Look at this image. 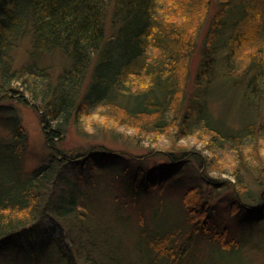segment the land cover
<instances>
[{
  "label": "trees",
  "instance_id": "trees-1",
  "mask_svg": "<svg viewBox=\"0 0 264 264\" xmlns=\"http://www.w3.org/2000/svg\"><path fill=\"white\" fill-rule=\"evenodd\" d=\"M213 2L218 9L207 20L199 77L188 98L183 67L198 31L188 26L204 23ZM26 40L27 60L18 64L15 51ZM49 55L60 58L58 70L47 63ZM237 86L249 104L231 121L213 103L223 101L222 87ZM27 96L49 123L48 155L31 167L22 155L25 130L9 103L30 104ZM99 107L122 109V121L145 135L138 141L169 139L171 147L144 159L101 144L56 146L71 121L80 129L85 111ZM195 134L202 147L179 143ZM69 167L74 173L63 176ZM221 190L228 192L220 207L209 200ZM170 193L177 197L170 216L164 219V204L154 203L146 221L138 197L157 194L162 201ZM123 198L136 208L134 252L142 264H177L199 240L207 244V258L243 263V239L230 225L264 222V0H0V264H101L96 243L69 237L68 246L75 245L69 253L60 236L43 239L36 223L49 215L62 236L73 220L76 228L89 219L100 226L105 214L114 219L108 222L113 230L130 217L106 204ZM225 216L230 224L219 220ZM254 234L264 240L263 230Z\"/></svg>",
  "mask_w": 264,
  "mask_h": 264
},
{
  "label": "rangeland",
  "instance_id": "rangeland-1",
  "mask_svg": "<svg viewBox=\"0 0 264 264\" xmlns=\"http://www.w3.org/2000/svg\"><path fill=\"white\" fill-rule=\"evenodd\" d=\"M217 9L218 5L213 2L212 5L209 7L210 12L207 13L208 16L204 23H198V25L197 21L194 20L193 24L191 26H188L189 31L195 25H197L198 28L197 34L195 36V49L190 52L188 63L186 66L183 67L185 73L187 72V80L185 82L184 91L186 93V97L188 98H190L194 94V90L196 89V81L199 77L200 62L203 59V42L208 26L207 20L215 13V11H217ZM109 20H111L110 16L107 17V36H110V33L112 31V27L108 23ZM27 48L28 41L26 40L15 51V58L18 64H21L25 60H27ZM46 60L51 68L57 66L56 70L59 69L58 66L61 62L58 56L49 55ZM244 61V63H246V60ZM237 63L238 65L241 64V62ZM222 64L226 66L228 65L223 62ZM232 64H234V66H237L236 62ZM93 66L94 64H91L88 70L83 85V90L86 89L90 81ZM214 74L215 72L212 76H214ZM221 78L222 77L218 75L216 79L220 81ZM220 93L224 95L222 97L223 101L220 103L221 105H218L216 102H214L213 107L217 108L218 106L219 111L222 110L223 115L225 117L227 116V118L231 119V121L234 120L233 118L235 115L245 110L247 105L249 104V96L245 97L244 88L238 86L236 88L222 87ZM27 98L31 99L30 96H27ZM29 102L31 103L25 104L18 101V99L14 101H9V103H12V105L15 106L16 111L20 116L22 126L25 130V140L22 143L21 147L23 160L27 167L34 166L40 160L45 158L49 152L45 138V130H47L49 123L42 119V109L38 107V104L36 103L37 100L33 101L31 99ZM189 103H191V101L187 100V103H185V108L189 105ZM115 109L110 107H99L91 109L92 111H85V113L87 112V115L82 117L81 119V122L84 123V126L80 125V129L83 130L80 131V129L75 124V121H71L63 139L61 141H57V144L65 150H71L79 146L88 148L95 144H101L110 149L126 150L128 152H131V154H141L140 156H143L144 159H147L148 157L151 158L158 152L160 153L161 150H166L171 147L172 144L170 143L169 139L162 140L155 144H150L148 143V141H138L137 137L145 135L138 134L139 128L128 126L127 122L122 121L123 117L119 116V114L122 115V109ZM114 114H117L116 116L118 118L115 117ZM260 118L263 120L262 115L260 116ZM124 123L126 124L124 125ZM114 137L118 138L115 139ZM179 143H182L185 146H188L189 148H192V146L194 145H197L198 147L203 146V140L199 141V137H197L196 134L182 139L181 141H179ZM154 149H157L158 151H154ZM205 154L210 156L209 151H206ZM222 157H225V155ZM150 162L152 161H149L148 165H151ZM73 173L74 171H72L69 167L63 176H72ZM85 173V177L87 178L88 174L86 171ZM227 192L228 190H221L218 193V195L221 196L219 197V199L214 197V195L216 194L215 193L209 201L211 203L212 201H215L221 207L223 204L226 203L225 194H227ZM165 196L166 198L162 199V201H160V196L157 194L155 199L152 200L146 195L138 197V205L141 206V208L143 209V215L146 221H150L151 217H153L152 213L156 210L152 209L154 203L155 204L153 208L158 207V205L164 204V208L161 211L164 219H167L170 216V213L173 211L174 204H176L174 203L172 207L171 203L173 202V200H176L177 197L172 193L167 194ZM125 199L127 198L119 199L120 201L117 202H114L113 199V202H109L106 204V206L110 209H114V207L119 206L121 208L120 212L123 213L125 216L129 215L128 217H130V220L125 221L123 225H115L113 230H111V225L108 224V222L114 219L108 217L105 214H101L102 219L106 223L104 221H100V226L102 230L100 232L91 231L95 228V226L100 227L98 222H93V219H89L86 222L85 228H76L77 223H75V220H73L72 222L74 226L72 225L68 229L67 234L64 230V233L61 236L60 227L55 224L54 220L51 219L49 215H45L43 218H41L39 222L36 223V227L41 233V235H43L42 238L45 240L51 233H54L56 238L60 236V244L64 249H67V247L68 249H72L73 247L75 248V245L72 248L71 245L68 246L70 241L69 237L73 238L76 243L84 244L85 241H91L96 243L97 246L100 247L98 250L96 248V245L92 244V246L96 249V255L101 259V264H142L141 259L138 255L137 257L134 252V249L137 250L138 247L137 242L135 245V235L137 233L136 231L138 224L137 212L135 210L136 208L130 204H127L124 201ZM106 211L108 212V209ZM109 212L113 214V211L109 210ZM158 218L161 219V215ZM221 218L222 217L219 218L221 222H228V217L225 216L222 219ZM228 223L230 224V222ZM255 229L256 233L257 230L264 231V222L262 224H252V226H250V224H243L239 228H231L230 225V233H237L243 239V245L241 247V259L243 262L242 264H260L264 260V240H258V237L255 238ZM21 232L24 234V229H22ZM90 243L88 247H91ZM196 245L197 246H195L194 251L184 259L179 260L177 264H236L233 259L231 260V257L223 260H219L220 257H218V255H216V258L214 259L207 258V254H209L207 253L208 247L207 244L202 240H199ZM68 249L67 251L71 253V250ZM105 253H115L117 254V257L121 256V262H119L117 259L111 258L108 254Z\"/></svg>",
  "mask_w": 264,
  "mask_h": 264
},
{
  "label": "bare ground",
  "instance_id": "bare-ground-1",
  "mask_svg": "<svg viewBox=\"0 0 264 264\" xmlns=\"http://www.w3.org/2000/svg\"><path fill=\"white\" fill-rule=\"evenodd\" d=\"M56 146H57L58 148H60V149H61V147H60L58 144H57ZM160 264H161V263H160Z\"/></svg>",
  "mask_w": 264,
  "mask_h": 264
}]
</instances>
